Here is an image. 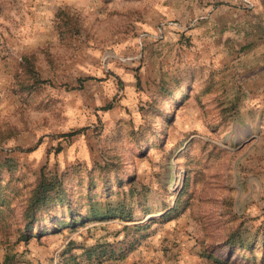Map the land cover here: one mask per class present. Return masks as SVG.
Listing matches in <instances>:
<instances>
[{"label":"rangeland","instance_id":"obj_1","mask_svg":"<svg viewBox=\"0 0 264 264\" xmlns=\"http://www.w3.org/2000/svg\"><path fill=\"white\" fill-rule=\"evenodd\" d=\"M0 185V264H264V0H0Z\"/></svg>","mask_w":264,"mask_h":264},{"label":"trees","instance_id":"obj_2","mask_svg":"<svg viewBox=\"0 0 264 264\" xmlns=\"http://www.w3.org/2000/svg\"><path fill=\"white\" fill-rule=\"evenodd\" d=\"M121 184V183H120ZM131 184V183H130ZM105 187H109L106 185ZM90 190L94 191L95 188ZM86 200V198H84ZM7 203V204H6ZM12 200L7 199L3 186L0 185V215L5 212L3 207L9 208ZM180 205L178 203L177 207ZM83 208L80 212L74 210L71 205V199L65 180L59 175H47L42 174L38 180L37 185L30 191L26 202L24 204L23 220L29 225V228L39 224L44 218H53L56 216L57 211H68V223L59 222L58 226H77L93 220H103L116 217H127L125 209L120 207H114L111 203H108L106 207L103 204L92 197L88 201H85ZM23 236L28 239V235L23 232ZM29 237H36V235H29ZM237 242L241 243V247H247L253 251L252 243L246 244L242 237H231L229 242L232 247ZM95 253L96 250H93ZM207 258L211 259L215 263L223 264V260L217 259L210 252L206 254ZM3 264H8L4 262Z\"/></svg>","mask_w":264,"mask_h":264}]
</instances>
